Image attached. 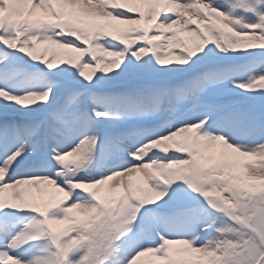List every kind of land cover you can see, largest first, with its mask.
<instances>
[{
	"label": "snow or ice",
	"instance_id": "1",
	"mask_svg": "<svg viewBox=\"0 0 264 264\" xmlns=\"http://www.w3.org/2000/svg\"><path fill=\"white\" fill-rule=\"evenodd\" d=\"M0 264H264V0H0Z\"/></svg>",
	"mask_w": 264,
	"mask_h": 264
}]
</instances>
